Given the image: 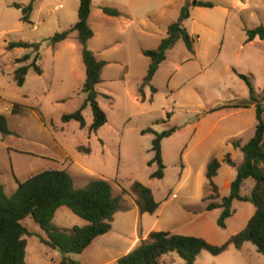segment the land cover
Segmentation results:
<instances>
[{
  "label": "rangeland",
  "instance_id": "1",
  "mask_svg": "<svg viewBox=\"0 0 264 264\" xmlns=\"http://www.w3.org/2000/svg\"><path fill=\"white\" fill-rule=\"evenodd\" d=\"M30 1L0 0V114L6 116L12 131L4 138L0 135V183L5 193L14 192L15 178L23 181L44 169H65L76 187L91 179L107 180L113 194L120 195L128 209L116 212L110 230L94 238L81 253L66 255L80 264H116V259L123 255L133 238L136 245L147 238L149 232L145 237L140 232L150 228L156 218L165 221L161 227H174L175 219L187 223L183 217L185 212L196 215L192 217V223L196 221V224L191 234L206 236L203 238L215 245L242 229L254 211L253 205L233 201L232 215L225 219L224 227L218 226L216 220L221 209L209 211L205 206L211 201L219 202L223 193L228 192L219 182V196L209 198L211 189L206 175H199L198 170H187L184 156L196 141L193 123L209 118L206 109L248 98L244 81L226 66V59H234L238 48L233 47V52H229L220 45L225 22L224 0H202L211 2L212 7H189L190 17L183 21V26L192 34L194 53L178 39L166 51L165 60L159 64L152 80L143 85L150 59L139 50L155 48L157 45L152 46L154 37L162 32L165 34L167 25L176 21L180 12L169 7L159 14L160 5L168 0H91L93 12L103 1L115 8H124L130 3L137 19L148 14L145 17L152 36L159 29L154 37L129 36L121 52H113L109 47L107 58L103 56L107 61L95 89L106 122L95 132L89 131L92 114L88 105L81 111L84 126L80 127L73 119L61 121L63 114L77 110L85 98L81 91L85 70L80 44L74 38L60 41L54 47L49 42L55 32L68 29L76 22L79 0H33L31 23L28 24L21 20V10L12 4L27 5ZM182 1L183 4L192 2ZM254 21L247 18L249 25ZM134 22L137 24L136 20ZM102 25L112 32L115 30L113 23L104 21ZM16 41L38 44L36 64L41 68V74H37L29 67L21 86L13 79V72L29 64L35 51L31 47L7 48L9 42ZM26 54H30L27 61H16ZM262 75L261 72L257 74V83ZM141 85L143 100L139 92ZM262 95L264 90L257 94ZM16 102L28 108L12 114V104ZM171 127H174L171 135L161 140L163 177L150 178L149 174L157 168L155 163L147 164L153 156V132ZM147 128L150 130L142 132ZM194 159L189 158L193 167L198 158ZM221 174L222 171L218 178ZM182 180L184 184L178 189ZM133 181L149 187L160 203L153 213L136 211L135 195L131 191ZM247 182L250 186L254 183L251 179ZM250 186L245 183L242 193L248 194ZM21 222L34 233L24 236L25 263L60 264L62 256L58 250L39 241L37 235H45L39 225L30 216ZM52 223L71 228L86 221L60 206ZM161 263L184 264L175 252L164 255ZM195 264H264V254L257 252L250 242H245L240 249L229 244L216 255L201 251L195 256Z\"/></svg>",
  "mask_w": 264,
  "mask_h": 264
},
{
  "label": "trees",
  "instance_id": "2",
  "mask_svg": "<svg viewBox=\"0 0 264 264\" xmlns=\"http://www.w3.org/2000/svg\"><path fill=\"white\" fill-rule=\"evenodd\" d=\"M22 12L21 20L31 23L30 15L33 9V0L27 5L13 3ZM212 7L209 1L192 0L186 2L180 9L176 21L167 27L166 36L163 37L158 46L154 49L143 50L142 53L150 61L147 72L143 78L142 85L150 82L159 64L165 59L166 51L171 48L178 39H181L186 49L193 53V38L183 26V21L190 16V6ZM91 8V0H79L77 8V20L70 28L55 32L49 37L52 47L56 43L73 37L81 46V59L85 70L84 82L81 91L85 98L80 107L74 112L63 114L62 122L71 119L76 120L80 127L85 125L81 113L88 105L92 114V121L89 131L95 132L106 122L104 111L97 102V91L95 86L101 81V70L105 61L98 59L87 47V41L93 35L88 24V16ZM102 12L116 16L118 10L113 7L101 6ZM74 32V33H73ZM73 33V35H72ZM246 41L255 37L264 40V26L257 25L254 28L246 29ZM17 47H31L35 55L29 64L17 67L13 72V79L18 86L24 82L27 70L32 67L37 74H41V68L36 64L38 58V44L26 41L9 42L8 49ZM30 54H26L16 61H27ZM233 72L244 81L248 89V98L245 101L221 103L210 111L225 107H248L255 106L256 125L253 136L242 146L239 142H232L234 147H239L243 153L242 162L236 166V174L230 183L229 192L220 198V201L208 202L206 210L220 208L221 212L216 220L220 227H224V221L233 213V201L249 202L253 205L254 211L247 219L245 226L237 233L231 235L225 242L215 245L202 237L194 235H183L171 233L170 231H150L146 239H142L130 251L118 257L116 264H162L161 259L169 252H175L184 264H195V256L201 251H208L216 255L224 251L229 244L240 249L245 242L255 246L257 252L264 254V95L257 96L252 83V76L243 74L233 69ZM142 85L139 92L142 96ZM27 106L20 103L12 104L11 113L22 112ZM150 130L144 129L142 132ZM174 127L161 132H153L151 141L153 156L147 164L155 163L157 168L149 174L150 178H162L164 164L161 157V140L171 135ZM12 134L5 115L0 114V135L2 138ZM224 160L234 166L235 164L226 154ZM220 163L212 158L206 168L211 193L209 198H217L218 188L213 182ZM253 180V186L248 194H241V187L245 179ZM16 188L13 193L7 195L3 185L0 183V264H26L24 236L33 235L22 220L30 216L45 235H37L39 241L44 245L57 249L60 248L63 255L60 264H80V262L69 259V253H81L92 240L107 233L111 228L113 215L118 211H126L128 206L120 195H114L111 184L101 178L91 179L85 185L76 187L72 176L65 169H44L30 175L27 179L19 181L15 178ZM131 191L135 195V204L139 213H153L159 206L149 187L139 181H133ZM206 199V198H205ZM60 206L67 207L73 214L86 221L84 225H74L71 228H61L52 223L55 211Z\"/></svg>",
  "mask_w": 264,
  "mask_h": 264
},
{
  "label": "crops",
  "instance_id": "3",
  "mask_svg": "<svg viewBox=\"0 0 264 264\" xmlns=\"http://www.w3.org/2000/svg\"><path fill=\"white\" fill-rule=\"evenodd\" d=\"M182 2V0H178V2L168 0L160 5L158 13L161 14L165 12V10H167L169 7H173V11L179 13L183 5ZM101 6L115 8L112 5L106 4V2L104 1L98 5V10L96 12H93L90 8L87 21L90 28L92 29L93 35L90 39H88L87 47H89V49L98 59L105 61V64L107 59H104L103 56H106L108 52H110L107 51L109 47H112L113 52H121V49L125 46V43L129 39V36H152V34L150 33L149 25H147L146 17L148 14L142 15L143 17L139 16V18L137 19L134 16L135 14L133 12L132 6H130V3L127 4V6L124 5V8H116L119 12V14L116 16H110L103 13L100 8ZM222 8L223 14L225 15V22L223 23L220 45L226 48V50H228L229 52H233V47L238 48L236 56L233 55L232 57L234 59L230 60L231 57L226 59V66L228 69H231L232 72L233 69L243 74H246L244 73V71H247L248 74L252 76V79L255 80V83H252L256 94H259L264 90V40H260L258 37H255L250 41H246L245 30L251 29L257 25L264 26V0H224ZM248 17L251 20H255L254 22H252L253 25L247 24ZM135 20L137 21V24L134 22ZM101 21H106L109 24L113 23L115 26V30H113L114 32H112V29L104 27ZM101 25L103 26L102 28H100ZM158 31L159 29L156 30L157 34ZM166 32L165 34L162 32L160 35H157L155 33L158 37H154L155 34L154 36H152L155 38V43H152L153 47L156 45L158 46L160 40L166 36ZM133 48H137V45L135 44ZM143 50H146V48L140 49L139 53L142 54ZM105 58H107V56ZM216 58H218V56H216ZM249 65L251 67H249ZM260 72L263 75L261 79H258L257 83V74H259ZM211 108L205 110V112L208 113L207 116L209 118L205 120L197 119L193 123L196 141L193 147L189 151H186L184 153L186 159L185 165L187 166V170H198V174L204 176L208 162L212 158H216L219 161L220 165L217 169L216 175L213 177V182L218 188V193L220 189L219 182L222 184L223 189L226 190V192H229L230 183L236 174V166H238L243 160L242 151L239 147H234L232 145V142H239V145L242 146L253 136L256 125L255 106L254 104H251L248 107H225L210 111ZM170 113H172V111ZM162 148L163 147L161 141V157L163 162ZM226 154L229 155V159L235 164L234 166L229 165L224 160ZM190 157H192V159L198 158L194 167L193 165H191L193 163L189 161ZM221 171L222 174L220 175V178H218ZM248 179L250 178L244 180L241 187L240 193L243 195L246 194L242 193V189L244 188L245 183L249 184L250 186V183L247 182ZM183 184L184 181L182 180L177 185V188H181ZM252 186L253 183L250 186L249 190L252 188ZM227 194L223 193L222 196ZM135 209L136 211H138L137 206L135 207ZM216 209L220 210V208ZM188 214V212H185L183 216L187 219V223L182 222L180 219H175L176 221L173 222L174 227H161L163 223H165V221H161L156 218L153 221L152 226L145 231L142 230L140 234L145 237V235L152 230H164L170 231L171 233L192 235V227H194V224H196V221L192 223V217H196V215ZM203 237L207 238L206 236H202V238ZM135 243L136 241L133 238L130 244L125 247L123 254L127 253L133 247H135Z\"/></svg>",
  "mask_w": 264,
  "mask_h": 264
},
{
  "label": "water",
  "instance_id": "4",
  "mask_svg": "<svg viewBox=\"0 0 264 264\" xmlns=\"http://www.w3.org/2000/svg\"><path fill=\"white\" fill-rule=\"evenodd\" d=\"M185 1H188V0H185ZM58 252L60 253V255L62 256L63 255V252L61 251L60 248H57Z\"/></svg>",
  "mask_w": 264,
  "mask_h": 264
},
{
  "label": "built area",
  "instance_id": "5",
  "mask_svg": "<svg viewBox=\"0 0 264 264\" xmlns=\"http://www.w3.org/2000/svg\"><path fill=\"white\" fill-rule=\"evenodd\" d=\"M58 7H60V5H59ZM54 8H56V6H55ZM171 111H172V110H171V109H169V111H168V112H171Z\"/></svg>",
  "mask_w": 264,
  "mask_h": 264
}]
</instances>
